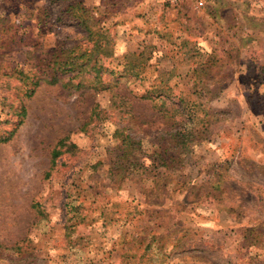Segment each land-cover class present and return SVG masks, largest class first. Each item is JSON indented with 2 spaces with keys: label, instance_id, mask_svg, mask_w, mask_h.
Instances as JSON below:
<instances>
[{
  "label": "rangeland",
  "instance_id": "rangeland-1",
  "mask_svg": "<svg viewBox=\"0 0 264 264\" xmlns=\"http://www.w3.org/2000/svg\"><path fill=\"white\" fill-rule=\"evenodd\" d=\"M201 1L0 0L20 27L0 25L1 72L82 44L56 21L71 2L115 35L109 68L151 48L139 79L105 91L0 80V264H264V0ZM161 81L170 113L142 98ZM63 138L76 150L53 166Z\"/></svg>",
  "mask_w": 264,
  "mask_h": 264
},
{
  "label": "trees",
  "instance_id": "trees-1",
  "mask_svg": "<svg viewBox=\"0 0 264 264\" xmlns=\"http://www.w3.org/2000/svg\"><path fill=\"white\" fill-rule=\"evenodd\" d=\"M58 1L70 2L73 0H49V2L52 3H57ZM46 17L47 15L45 13L42 19L39 18V24L44 23ZM64 19L66 23L75 25V27L82 32L84 39L82 44L75 43L53 49L52 52L48 54L47 58L39 60V65L41 64L40 67L46 64V68H41L38 72L36 71L33 74H26L22 70L17 69H9L4 72L2 70V72L0 71V80L2 78L15 77L18 81L22 82L23 85H26V97H30L41 83L56 84L62 82L63 87L71 91H80L82 89L105 91L112 87H116L122 79H139L149 66L151 48L148 46L144 47L143 50L138 53H125L122 56V61L117 64L115 69L109 68L104 61L114 58L115 35L109 27L105 26L102 17L95 14L81 2H71L64 9H61L57 15L56 21H62ZM9 20L8 15L1 16L0 25L3 24L1 26L4 27L5 24H8ZM8 25L11 30L18 31L20 29L19 25L14 23ZM119 67L121 69L118 70ZM196 72L199 73L200 70H196L195 73ZM171 93V87H169L166 82L161 81L158 84L152 85L145 91L142 98L153 102V105L158 107L157 109L159 111L170 113L172 109H167L166 102ZM117 98L119 99L118 104L124 107L125 101L118 96ZM157 102H159V104ZM173 112H179L180 116L184 117V108L180 111L178 107V109L173 110ZM95 114L97 113L95 112ZM17 115H19V117L25 116L23 106L20 111L17 112ZM13 132L14 131L9 132L4 140L9 139ZM121 135L120 138L125 147V151L134 150V146L137 142L132 141L128 135H124L123 133H121ZM193 136L191 129H183L181 132L177 133V137L180 138L181 143H187ZM75 150L76 146L73 143L68 142L66 138L61 139L52 151V165L54 166L56 164V160L63 153H72Z\"/></svg>",
  "mask_w": 264,
  "mask_h": 264
},
{
  "label": "built area",
  "instance_id": "built-area-1",
  "mask_svg": "<svg viewBox=\"0 0 264 264\" xmlns=\"http://www.w3.org/2000/svg\"><path fill=\"white\" fill-rule=\"evenodd\" d=\"M160 1L163 2V3L170 4V5H176L181 0H160ZM195 3H197L199 7L203 6V2L201 0H195Z\"/></svg>",
  "mask_w": 264,
  "mask_h": 264
}]
</instances>
